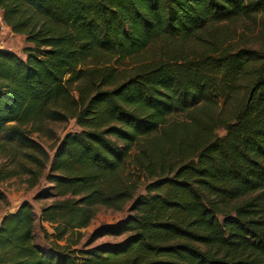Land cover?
Masks as SVG:
<instances>
[{
	"label": "trees",
	"instance_id": "obj_1",
	"mask_svg": "<svg viewBox=\"0 0 264 264\" xmlns=\"http://www.w3.org/2000/svg\"><path fill=\"white\" fill-rule=\"evenodd\" d=\"M0 12L26 44L24 58L0 47V149L48 163L37 199H52L39 217L25 202L1 218L0 264H264V44L219 33L264 19V0H0ZM153 45L156 58L124 68ZM68 120L79 131L51 158L28 138ZM97 207L128 215L85 246L120 241L74 249Z\"/></svg>",
	"mask_w": 264,
	"mask_h": 264
},
{
	"label": "rangeland",
	"instance_id": "obj_2",
	"mask_svg": "<svg viewBox=\"0 0 264 264\" xmlns=\"http://www.w3.org/2000/svg\"><path fill=\"white\" fill-rule=\"evenodd\" d=\"M219 33L224 36L227 35V42L233 48H246L257 49L264 44V19L260 16L251 19L240 20L237 23L222 24L219 26ZM160 45V44H158ZM194 45L191 43L190 46ZM26 46L22 36L12 34L9 29L3 24L0 18V47L8 49L19 57L24 58L21 50ZM184 50H187L186 48ZM154 52V55L151 53ZM157 47L151 46L149 50L132 60H127L123 63L125 67H131V64L144 60L147 57L158 56ZM27 129L29 127H26ZM79 128L75 125L73 120L66 122H45L42 124L39 132H33L28 135V138L38 145L40 149L46 153L48 158H51L54 147L62 139L66 133L78 132ZM219 136L224 134L223 130H218ZM24 153L33 154L30 151H20L18 148L4 146L0 149V192L3 194L4 199L0 200V220L10 212L15 211L21 204L28 203L37 217L40 215V210L44 206L50 204L52 199H37V195L49 186L45 176L47 173V166L41 171L39 165H33ZM36 157L43 160V156L36 153ZM34 171L40 175L37 181L33 184L34 176L26 173L27 170ZM128 207L123 211H113L104 207H97L93 219L88 227L79 230L81 240L74 246V249L84 250L93 246L116 244L120 239L110 237H103L94 240L90 246H85L92 232L101 225L115 224L128 215ZM42 226L47 233H51L48 224L42 223ZM50 240V238H49ZM76 241V238H73ZM35 241L43 248H48L46 240L43 238L42 233L37 230Z\"/></svg>",
	"mask_w": 264,
	"mask_h": 264
},
{
	"label": "crops",
	"instance_id": "obj_3",
	"mask_svg": "<svg viewBox=\"0 0 264 264\" xmlns=\"http://www.w3.org/2000/svg\"><path fill=\"white\" fill-rule=\"evenodd\" d=\"M0 18H1V12H0Z\"/></svg>",
	"mask_w": 264,
	"mask_h": 264
}]
</instances>
